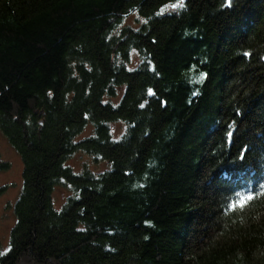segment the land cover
<instances>
[{
  "label": "trees",
  "instance_id": "trees-1",
  "mask_svg": "<svg viewBox=\"0 0 264 264\" xmlns=\"http://www.w3.org/2000/svg\"><path fill=\"white\" fill-rule=\"evenodd\" d=\"M178 2L0 0V264H264V0Z\"/></svg>",
  "mask_w": 264,
  "mask_h": 264
},
{
  "label": "rangeland",
  "instance_id": "rangeland-1",
  "mask_svg": "<svg viewBox=\"0 0 264 264\" xmlns=\"http://www.w3.org/2000/svg\"><path fill=\"white\" fill-rule=\"evenodd\" d=\"M130 64V69L136 67L138 56L132 54ZM114 130L116 129L114 128ZM91 161V158L87 156L77 155L69 161V165L76 173H79L85 164L90 166ZM0 164L9 166L7 170L0 171V251L6 252L10 247L11 234L17 223L14 207L23 190L24 166L19 154L2 134H0ZM103 168L104 166H99L93 170L101 171ZM72 195L73 192L69 186H58L53 195L55 209L61 210Z\"/></svg>",
  "mask_w": 264,
  "mask_h": 264
},
{
  "label": "snow or ice",
  "instance_id": "snow-or-ice-1",
  "mask_svg": "<svg viewBox=\"0 0 264 264\" xmlns=\"http://www.w3.org/2000/svg\"><path fill=\"white\" fill-rule=\"evenodd\" d=\"M226 3H227V6L228 7H232V0H226ZM184 6V0H179V2L177 4H173L172 7L173 8H178V7H183ZM245 55H248L250 56L251 54L250 53H245ZM206 76V74H204ZM232 130L230 129L229 132H228V138L229 140L231 139L232 137ZM241 159H243V157L241 156ZM261 188L264 189V185H261ZM252 197L249 196L248 199H251Z\"/></svg>",
  "mask_w": 264,
  "mask_h": 264
}]
</instances>
